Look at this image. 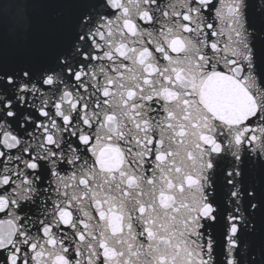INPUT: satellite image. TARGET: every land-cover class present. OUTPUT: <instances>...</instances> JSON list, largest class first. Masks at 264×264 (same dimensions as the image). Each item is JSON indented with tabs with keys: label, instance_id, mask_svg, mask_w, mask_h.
<instances>
[{
	"label": "snow or ice",
	"instance_id": "obj_1",
	"mask_svg": "<svg viewBox=\"0 0 264 264\" xmlns=\"http://www.w3.org/2000/svg\"><path fill=\"white\" fill-rule=\"evenodd\" d=\"M71 6L0 60V264H264V2Z\"/></svg>",
	"mask_w": 264,
	"mask_h": 264
},
{
	"label": "water",
	"instance_id": "obj_2",
	"mask_svg": "<svg viewBox=\"0 0 264 264\" xmlns=\"http://www.w3.org/2000/svg\"><path fill=\"white\" fill-rule=\"evenodd\" d=\"M76 0H0V60L16 63L59 44L68 25L77 14ZM264 0H253L258 8ZM254 19L258 14L253 12ZM258 181L254 172L250 177ZM257 231L247 238L259 260L264 236L261 218L256 217ZM219 238V230L217 231Z\"/></svg>",
	"mask_w": 264,
	"mask_h": 264
}]
</instances>
